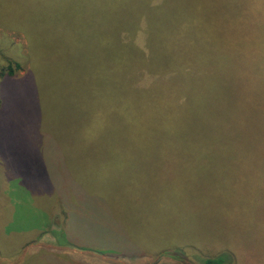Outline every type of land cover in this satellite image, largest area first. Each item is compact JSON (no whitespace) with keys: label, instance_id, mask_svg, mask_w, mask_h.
I'll return each mask as SVG.
<instances>
[{"label":"rangeland","instance_id":"obj_1","mask_svg":"<svg viewBox=\"0 0 264 264\" xmlns=\"http://www.w3.org/2000/svg\"><path fill=\"white\" fill-rule=\"evenodd\" d=\"M14 62L0 264H264V125L245 113L252 137L209 143L148 129L153 96L167 110L180 82L199 100L206 70L264 107V0H0V70Z\"/></svg>","mask_w":264,"mask_h":264},{"label":"trees","instance_id":"obj_2","mask_svg":"<svg viewBox=\"0 0 264 264\" xmlns=\"http://www.w3.org/2000/svg\"><path fill=\"white\" fill-rule=\"evenodd\" d=\"M194 33L189 31L186 37L194 38L195 36V38H208L202 32L200 35H197V32L194 30ZM180 37H182V34L180 35ZM174 40L178 42L176 37H174ZM234 59L235 53L233 60ZM252 63L253 65H257L253 60ZM208 64L209 63H207V65ZM19 68L20 64L18 62H14L13 65L8 64L0 70V75L12 76L15 73V70ZM256 70L255 73L250 75V89L248 90H250L251 93H255V90L257 89L255 79H257L258 72ZM204 73L206 74V77L209 76V78L213 79L215 87L211 89L213 91L209 90L207 94L199 100H197L199 98L198 94L200 93L199 89L193 92L195 93L193 98L188 97L187 99L182 100L184 94H179V92L181 91V88L179 86L180 82H177V86H175L174 91L169 93L171 97L168 101L169 106L167 110L166 108L155 109L154 106L157 98H154L153 96V125L152 127H148V129L153 132V137L156 140L170 142L203 141L207 143L218 141L226 142L232 140H246L249 136L252 137L254 135V132L251 128L247 126H241L240 129L235 130V122L238 125L242 121L246 122L245 120L248 119V117L244 118L245 113H247L249 116H251L250 118L256 121L253 126L258 124L264 125V107H260V104L262 102L258 101V106L256 108H254V105H252V98L250 102L246 103L242 101L236 102L234 100L232 102V96L237 94L239 91H243L242 88L238 87V90H236L237 86H233L232 84L228 83V81L223 77H215L212 71L207 73L206 70L204 71ZM225 77L228 78V75ZM230 82L233 83L232 80H230ZM191 86H193L194 89L198 87L196 84H191ZM171 89L172 87H170V90ZM243 95H247L250 99V93H246L243 91L239 96L242 99H247L246 96H244L243 98ZM112 102V106L114 108H117V99H114ZM251 105L252 111H249ZM146 109H149V107ZM259 111L262 114L261 118H257ZM159 115H166L167 120L160 122L161 119L158 120ZM202 263L222 264V258L207 257L203 260Z\"/></svg>","mask_w":264,"mask_h":264},{"label":"crops","instance_id":"obj_3","mask_svg":"<svg viewBox=\"0 0 264 264\" xmlns=\"http://www.w3.org/2000/svg\"><path fill=\"white\" fill-rule=\"evenodd\" d=\"M6 176V175H5ZM91 194V193H90ZM98 201V200H97ZM99 202V201H98Z\"/></svg>","mask_w":264,"mask_h":264}]
</instances>
